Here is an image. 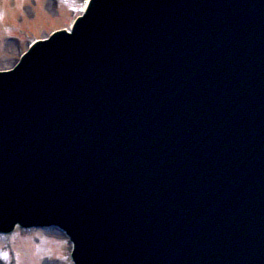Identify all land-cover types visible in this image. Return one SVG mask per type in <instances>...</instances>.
Returning a JSON list of instances; mask_svg holds the SVG:
<instances>
[{"label":"water","instance_id":"1","mask_svg":"<svg viewBox=\"0 0 264 264\" xmlns=\"http://www.w3.org/2000/svg\"><path fill=\"white\" fill-rule=\"evenodd\" d=\"M241 1L247 3L246 9L239 0H233L231 3L224 0L225 9L227 10V7L230 6L231 12L228 13L227 18L221 19V16L217 18L218 15L215 11L220 2L214 4V10H209L212 5L211 2L196 0L193 7L201 11L196 13L188 9L185 10L189 12L183 11V14L186 15L185 18H188L186 19L187 23L176 22L175 29L178 30L176 43L179 47L173 50L170 46L162 48V45L155 44V41L162 42L168 38L166 29L159 32L163 38L157 40H153L150 25L142 29L145 30V36L152 39V45L151 49L144 48L147 51L146 56L143 55L140 58L148 61L149 66L152 63L155 67L148 69L146 74H155L158 69V72L162 73L165 78L172 76L173 73L165 70L164 67L172 68L181 62L184 63L185 70L194 75L196 84L197 82L201 84L199 87L195 86L200 91L198 99L201 100L196 103V107L206 105L209 111L200 120L202 126L195 131V136H202L205 132L210 141H213L211 149H209L208 159L210 163H214L216 172H213L215 177H213L211 184L213 181L219 183L223 180V185L212 186L205 183V187L199 189L204 180L205 171L195 172L194 166L197 159L189 156L190 160L187 159L188 162L183 163L184 168L189 170L186 174L173 177L166 172L161 179L156 177L158 172L151 171L155 180L149 177L140 182L147 190L154 189L158 194L160 193L161 198L170 195L173 200H177L178 195L181 194L180 204L175 203L176 206L174 203L163 204L160 212H157L155 216L165 225L161 231L163 237L168 234L169 239L170 237L173 239L170 240L171 245L168 241L165 242L167 253L166 255L163 254V258L160 259L159 257V261L153 257L154 251L156 252L155 246L147 250L143 249L139 255H143L147 263L149 261L151 263L157 262V264H234L235 262L232 261L237 259L235 264H264V208L263 210L260 209L264 207V2ZM109 7L106 6V9ZM162 7L165 8V5ZM238 16L239 19L236 18ZM162 18L168 23L170 32L173 33L171 30L172 19L174 18L172 10L170 13H163ZM134 31H136V26ZM209 32L213 33L212 36H209L210 38L207 37ZM138 37L141 38V35ZM224 42L228 43L225 44ZM180 50L186 51L188 56L186 54L180 55ZM200 60H206L207 64L202 65ZM208 62L217 63L219 66L213 65L217 74L216 81L208 67ZM134 75L136 76L135 72H130L129 76ZM78 83L79 81L76 79L74 84L77 85ZM134 83L140 84L137 80H134ZM79 87L84 90L88 84L81 82ZM128 91L140 94L145 90L137 86H129ZM64 92L68 95L71 90ZM234 92L239 93L241 97L236 98ZM59 96H57V100ZM194 99L197 98L194 97ZM71 109L75 110L76 108L73 107L69 110ZM57 110L58 107L56 106L49 117V120L55 122L52 126L53 129L57 127ZM2 113L3 110H0V117ZM112 116V112L103 111L100 114V120L107 121ZM96 120L99 121V119ZM185 128L188 129L189 126H185ZM100 129L101 125L98 123L95 130L99 131ZM202 130L203 132H201ZM200 133L202 134L199 135ZM96 142V146L87 144V148L83 152L82 149L78 151L67 136L62 137V150L59 154L61 160L58 161L49 157L45 147L38 150L35 148L33 150L28 149L26 155L20 152L18 159L21 160V167H25V171L29 173L35 171L37 178L35 180L29 179L30 182L22 179L17 185L22 192H26L31 186L37 192L40 188L39 185H41V189H46L50 196L48 203L54 199V205L60 207V213L72 212L71 207H74L75 214L79 213L84 210L83 206L91 205L90 197L81 183V174L86 176L93 171L89 168V163L93 161V151L101 147L98 139ZM48 145L49 147L53 146V140L48 141ZM220 148H223V152L225 150L224 155L222 153L219 155ZM66 150L68 152H65ZM76 151H78L77 154L73 155L72 159L67 160L66 157L71 152L76 153ZM242 151L245 153L241 156ZM150 153L152 152H147V154ZM239 158L241 161L238 163ZM199 159L208 164L204 155L200 156ZM119 162H121L120 157L113 156L112 163L117 169L114 172L117 176L119 175ZM259 166H263V168ZM143 170L142 166H137L135 175L140 176ZM248 175L254 176V179H246ZM162 184H165L163 190ZM175 185L178 187L175 188ZM15 186L14 188L10 187L13 189L12 193L18 190ZM167 187L169 189L173 187L178 195L171 193ZM121 188L118 186V189ZM193 190H196V193L199 191V195L202 196H200L201 200L206 197L208 209L204 210L205 205L200 199L197 200V203L192 201L190 203L187 197H189V191L192 192ZM101 191L104 192L105 190L102 189ZM54 196L57 198L55 199ZM216 201L219 203L215 204ZM17 203L20 206V201ZM226 203L227 205H225ZM230 203L232 207H227ZM118 204L120 203H116V205ZM240 207L247 212L242 217H239ZM226 208L227 211H225ZM126 210L120 205L115 212L110 211L107 207L102 210L107 214L113 213L116 215L117 221L123 224L118 237L123 234L128 224L127 215H124ZM154 213L155 211H153ZM149 215L148 212L146 217L150 220L153 215L151 217ZM151 223L152 221L144 222V229L148 227L146 232L149 231ZM219 242L225 244V248L216 249ZM227 250L228 258L218 255Z\"/></svg>","mask_w":264,"mask_h":264},{"label":"rangeland","instance_id":"2","mask_svg":"<svg viewBox=\"0 0 264 264\" xmlns=\"http://www.w3.org/2000/svg\"><path fill=\"white\" fill-rule=\"evenodd\" d=\"M86 2L0 0V70L10 69L34 40L70 28ZM5 246L13 247L18 253L17 264H69V245L52 231L23 233L18 230L12 238L0 240V247Z\"/></svg>","mask_w":264,"mask_h":264}]
</instances>
